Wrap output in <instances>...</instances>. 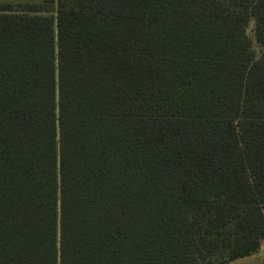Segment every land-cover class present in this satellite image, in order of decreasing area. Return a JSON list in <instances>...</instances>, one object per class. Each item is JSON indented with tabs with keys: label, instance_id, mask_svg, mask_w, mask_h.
Returning <instances> with one entry per match:
<instances>
[{
	"label": "trees",
	"instance_id": "16d2710c",
	"mask_svg": "<svg viewBox=\"0 0 264 264\" xmlns=\"http://www.w3.org/2000/svg\"><path fill=\"white\" fill-rule=\"evenodd\" d=\"M263 242L264 0L0 3V264Z\"/></svg>",
	"mask_w": 264,
	"mask_h": 264
},
{
	"label": "rangeland",
	"instance_id": "374dc122",
	"mask_svg": "<svg viewBox=\"0 0 264 264\" xmlns=\"http://www.w3.org/2000/svg\"><path fill=\"white\" fill-rule=\"evenodd\" d=\"M26 1H39V0H0V3H9L12 6H15L17 3L26 2ZM251 28H252V23H250L248 26L249 34H251ZM263 259H264V242L262 243V245L260 246V248L257 250L256 253L250 256L236 259L234 261H230L226 264H239V263L254 264L259 261H262Z\"/></svg>",
	"mask_w": 264,
	"mask_h": 264
}]
</instances>
